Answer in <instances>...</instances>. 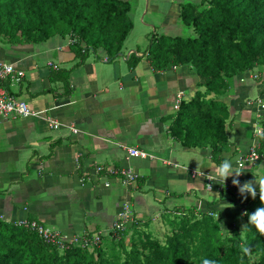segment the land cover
Segmentation results:
<instances>
[{
    "label": "crops",
    "instance_id": "1",
    "mask_svg": "<svg viewBox=\"0 0 264 264\" xmlns=\"http://www.w3.org/2000/svg\"><path fill=\"white\" fill-rule=\"evenodd\" d=\"M122 1L131 5L133 26L113 58L97 49L81 61L71 52L69 39L58 36L40 44L0 43V62L24 72L19 83L4 81L0 87L39 113L0 117V219H34L68 237L99 235L105 245L121 203L127 202L132 219L126 228L181 208L210 207L223 233L242 231V210L231 205L233 191L225 186L233 179L243 187L253 181L252 189L261 195L264 162L239 168L237 161L257 144L254 129L264 113L255 100L264 98V70L234 77L221 98L230 112L231 143L222 159L232 162L233 173L224 184L213 180L208 190L205 177L218 167L210 162L209 149L184 148L168 133L177 98L181 94L182 101L190 100L199 78L187 66L153 71L144 57L151 36H179L185 28L179 5L191 2L162 8L146 0L137 32L138 0ZM132 37L144 38L132 43ZM132 55L140 58L134 67L128 64ZM126 148L141 150L147 158H128ZM98 165L131 168L138 178L124 186L116 178L95 175Z\"/></svg>",
    "mask_w": 264,
    "mask_h": 264
},
{
    "label": "trees",
    "instance_id": "2",
    "mask_svg": "<svg viewBox=\"0 0 264 264\" xmlns=\"http://www.w3.org/2000/svg\"><path fill=\"white\" fill-rule=\"evenodd\" d=\"M130 10V3L122 0H0V43L40 44L58 36L74 41L71 52L81 61L97 49L113 58L132 29ZM179 21L185 29H192L193 36H151L144 57L153 71L193 69L199 78L197 91L181 102L168 133L184 148L209 149L210 162L219 166L222 154L231 147L227 134L230 112L221 98L234 77L264 70V0L182 3ZM139 59L132 55L128 64L134 67ZM260 125L255 150L262 155L264 120ZM232 193L231 205L242 210V231L233 228L223 233L210 207L181 208L171 214L178 220L164 244L150 241L149 254L136 247L123 250L122 260L106 255L104 247L114 242L122 245L138 227L135 224L112 230L105 245L106 240L97 235V246L60 250L28 228L0 219V264H189L194 253L196 264H203L204 259L215 264H264V236L249 222L258 209L264 210L261 195Z\"/></svg>",
    "mask_w": 264,
    "mask_h": 264
},
{
    "label": "built area",
    "instance_id": "3",
    "mask_svg": "<svg viewBox=\"0 0 264 264\" xmlns=\"http://www.w3.org/2000/svg\"><path fill=\"white\" fill-rule=\"evenodd\" d=\"M70 42L73 43L74 41L70 40ZM23 77L24 72L22 69L16 68L15 66L10 64L0 62V83H3L4 81L19 83ZM253 78L255 79L256 77ZM181 101L182 98L180 94L175 102L176 110L179 109ZM256 103L259 106L260 111L264 113V98H259ZM37 114L39 113L31 110V108L25 101L12 96L4 88L0 87V117L28 118ZM259 118L261 119L256 123L254 129L255 136L260 135L262 132L260 122L264 119L263 116ZM49 126L53 129L58 128V124L56 122H49ZM255 148L256 147L251 148V150L245 156L238 160L237 166L239 168L243 167L245 164H252L260 160L264 162V154L259 155L256 152ZM126 154L128 158H147V154L145 152L136 148H126ZM93 171L95 175L99 174L110 178H116L124 186H130L137 179V174L131 168L115 169L98 165L94 168ZM205 181L206 188L208 190H211L213 183V179H211V176L207 175L205 177ZM105 186L108 187L109 184L105 183ZM225 188L227 190H231L237 193L241 192L240 189L243 188V186H241L240 184L234 185L232 182H230L229 184H226ZM245 191L246 190H244L243 192ZM131 219L132 218L130 205L127 202H122L118 212V217L113 223L112 230L115 231L126 228L127 224L130 222ZM15 223L18 226L28 228L31 232L36 234L37 237L43 242L50 243L59 249H67L71 246L91 247L97 246L100 243V239L96 235L88 236L87 234H84L82 237H68L66 234H62L57 231L47 230L40 222L36 220L17 221Z\"/></svg>",
    "mask_w": 264,
    "mask_h": 264
},
{
    "label": "rangeland",
    "instance_id": "4",
    "mask_svg": "<svg viewBox=\"0 0 264 264\" xmlns=\"http://www.w3.org/2000/svg\"><path fill=\"white\" fill-rule=\"evenodd\" d=\"M131 1L133 4L136 3V0H131ZM153 1L161 4V7L164 8V7H169L171 3L179 4L184 1H190L191 3H198L200 0H153ZM143 5L144 6L146 5V0H138V4H137L138 8L134 18L137 32L141 29L140 25L138 24H140L141 16L143 15V14L140 15ZM148 34H151V32L145 34L144 37H146ZM178 35L183 37L193 36V31L192 29H185L181 27ZM140 39L138 38L135 39V37H132L130 41L132 43H135ZM237 219L240 220L238 217ZM177 220L178 219L176 218H172L171 214L150 219L146 221L141 227H136L131 233H129L126 241H124L122 245L118 244L117 242L111 243L109 246L105 245L104 247L105 253L110 257H116L119 260H122L123 250H129L131 247H136L137 249L141 250L144 254H149L151 249L149 242L153 241L161 245L164 244L166 242L167 237L172 234L173 229L176 227ZM241 222L244 223L243 218H241L240 223ZM193 248H195V246ZM193 257L194 259L193 260L191 259L189 264L197 263L196 261L197 255L195 253L193 254Z\"/></svg>",
    "mask_w": 264,
    "mask_h": 264
},
{
    "label": "clouds",
    "instance_id": "5",
    "mask_svg": "<svg viewBox=\"0 0 264 264\" xmlns=\"http://www.w3.org/2000/svg\"><path fill=\"white\" fill-rule=\"evenodd\" d=\"M256 77L255 80H259L258 75H252L251 78ZM254 79V78H253ZM238 163V161H237ZM233 173V168H232V162L225 159L217 168H215L214 173L211 177V179L216 180L218 183L224 184L226 179ZM236 175L238 176L239 173L237 172ZM232 183L234 185H238L239 181L236 179H233ZM252 183L253 181H249L244 185L243 188L240 189L241 193L245 190L248 189L249 191L252 192L253 198H255V191L252 189ZM259 189H260V200L262 203H264V179H262L259 182ZM37 221V220H36ZM39 222V221H38ZM249 222L255 226L257 231L264 236V210H257V213L253 216L249 217ZM58 232V231H57ZM61 233V232H59ZM63 234V233H62ZM63 250V249H60ZM203 264H215V261L209 260V259H204Z\"/></svg>",
    "mask_w": 264,
    "mask_h": 264
}]
</instances>
